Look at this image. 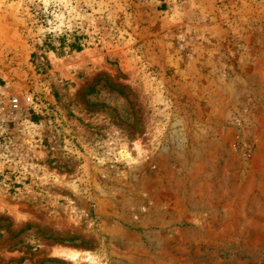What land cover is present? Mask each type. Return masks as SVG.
Returning a JSON list of instances; mask_svg holds the SVG:
<instances>
[{"label":"rangeland","instance_id":"rangeland-1","mask_svg":"<svg viewBox=\"0 0 264 264\" xmlns=\"http://www.w3.org/2000/svg\"><path fill=\"white\" fill-rule=\"evenodd\" d=\"M89 257L264 264V0H0V264Z\"/></svg>","mask_w":264,"mask_h":264},{"label":"trees","instance_id":"trees-1","mask_svg":"<svg viewBox=\"0 0 264 264\" xmlns=\"http://www.w3.org/2000/svg\"><path fill=\"white\" fill-rule=\"evenodd\" d=\"M60 43V47H68L69 49L80 51V44L78 41H74L73 43H66V39L64 37H61L57 40ZM47 48L51 49L53 48V44L51 43V40L46 41Z\"/></svg>","mask_w":264,"mask_h":264},{"label":"bare ground","instance_id":"bare-ground-1","mask_svg":"<svg viewBox=\"0 0 264 264\" xmlns=\"http://www.w3.org/2000/svg\"><path fill=\"white\" fill-rule=\"evenodd\" d=\"M73 258H75L77 260V258L75 256H73ZM87 260L94 263V264H97V261L93 257H89V258H87Z\"/></svg>","mask_w":264,"mask_h":264},{"label":"built area","instance_id":"built-area-1","mask_svg":"<svg viewBox=\"0 0 264 264\" xmlns=\"http://www.w3.org/2000/svg\"><path fill=\"white\" fill-rule=\"evenodd\" d=\"M28 100H29V99H28ZM13 105H14V106L17 105V100H16V99L13 100Z\"/></svg>","mask_w":264,"mask_h":264}]
</instances>
